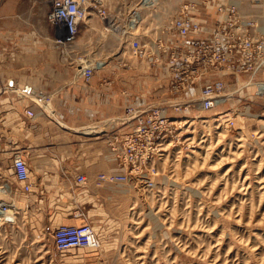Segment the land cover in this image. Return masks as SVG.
Instances as JSON below:
<instances>
[{"label": "rangeland", "instance_id": "rangeland-1", "mask_svg": "<svg viewBox=\"0 0 264 264\" xmlns=\"http://www.w3.org/2000/svg\"><path fill=\"white\" fill-rule=\"evenodd\" d=\"M97 1L118 30L89 12L64 53L122 69L141 63L127 40L149 41L188 0ZM25 3L49 7L47 0ZM251 105L254 114L236 116L229 127L215 122L219 109L210 111L208 127L181 123L177 140L163 145L152 187L130 175L116 202L122 242L59 250L24 223L0 221V264H264V97Z\"/></svg>", "mask_w": 264, "mask_h": 264}, {"label": "crops", "instance_id": "crops-1", "mask_svg": "<svg viewBox=\"0 0 264 264\" xmlns=\"http://www.w3.org/2000/svg\"><path fill=\"white\" fill-rule=\"evenodd\" d=\"M48 10H30L25 0H0V201L10 206L9 223H24L35 239L41 232L52 241L59 224L89 222L100 245H116L124 237L116 202L124 199L126 187L99 184L97 174L119 168L108 133L129 128L117 122L106 125L131 103L165 98L168 67L147 68L142 60L122 69L104 65L85 82L77 72L76 53L66 54L52 41ZM28 89L51 93L54 111L24 95ZM15 151L28 165V191L12 172ZM77 174L86 181L76 182Z\"/></svg>", "mask_w": 264, "mask_h": 264}, {"label": "built area", "instance_id": "built-area-1", "mask_svg": "<svg viewBox=\"0 0 264 264\" xmlns=\"http://www.w3.org/2000/svg\"><path fill=\"white\" fill-rule=\"evenodd\" d=\"M47 1L51 38L63 52L76 41L89 12L98 15L108 25L106 29L118 30L114 15L100 7L97 0ZM132 12L129 21L134 24L139 15L137 10ZM127 43L132 55L147 68L160 63L168 67L167 96L143 105L131 103L109 117L107 127L117 122L129 130L108 133L120 166L97 174L99 184L122 186L132 175L140 186L152 187L159 174L157 162L163 155V145L177 140L181 123L208 127V112L219 109L215 122L229 127L236 116L254 114L251 103L264 97V0H188L149 41L132 37ZM76 64L78 74L87 82L105 61L79 56ZM224 75H231L233 80L226 81ZM23 94L32 96L45 110L54 111L56 98L51 93L28 89ZM11 167L22 189L28 191L32 183L20 152L13 153ZM75 179L86 181L83 174ZM9 211L10 206L0 201V220L6 221L4 216L10 215ZM51 237L53 247L59 250L100 245V238L88 222L59 224Z\"/></svg>", "mask_w": 264, "mask_h": 264}, {"label": "water", "instance_id": "water-1", "mask_svg": "<svg viewBox=\"0 0 264 264\" xmlns=\"http://www.w3.org/2000/svg\"><path fill=\"white\" fill-rule=\"evenodd\" d=\"M12 216L11 215H5L4 216V220H6V221H11L12 220Z\"/></svg>", "mask_w": 264, "mask_h": 264}, {"label": "bare ground", "instance_id": "bare-ground-1", "mask_svg": "<svg viewBox=\"0 0 264 264\" xmlns=\"http://www.w3.org/2000/svg\"><path fill=\"white\" fill-rule=\"evenodd\" d=\"M159 1V0H158ZM157 1V2H158ZM116 31V30H115ZM91 128H85L84 130L85 131H87V132H89V131H92V130H90ZM70 254L72 255V256H75V252H70Z\"/></svg>", "mask_w": 264, "mask_h": 264}]
</instances>
